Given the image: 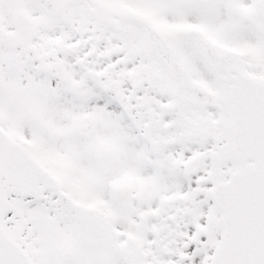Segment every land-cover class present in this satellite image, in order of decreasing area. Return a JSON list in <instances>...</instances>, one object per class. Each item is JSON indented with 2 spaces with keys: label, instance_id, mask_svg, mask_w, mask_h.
<instances>
[{
  "label": "snow or ice",
  "instance_id": "6c2138e0",
  "mask_svg": "<svg viewBox=\"0 0 264 264\" xmlns=\"http://www.w3.org/2000/svg\"><path fill=\"white\" fill-rule=\"evenodd\" d=\"M0 264H264V0H0Z\"/></svg>",
  "mask_w": 264,
  "mask_h": 264
}]
</instances>
